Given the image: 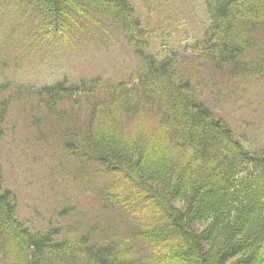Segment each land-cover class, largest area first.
<instances>
[{
	"label": "trees",
	"instance_id": "1",
	"mask_svg": "<svg viewBox=\"0 0 264 264\" xmlns=\"http://www.w3.org/2000/svg\"><path fill=\"white\" fill-rule=\"evenodd\" d=\"M15 1L42 32L59 35L68 47L74 29L81 35L91 31L99 42H104L100 35L118 29L137 67L126 81L98 78L74 86L62 81L38 91L63 128L71 174L86 185L85 201L95 208L79 213L67 202L62 220L36 231L18 220L16 197L0 184V264H227L236 258L232 264H255V247L247 242H264V192L258 190L263 186L252 184L264 180V149L257 152L236 137L200 98L195 76L175 67L174 56L160 60L148 51L149 33L131 0ZM203 4L207 23L199 60L264 88V0ZM74 99L85 104L87 114L68 128L77 111L61 107ZM6 112L1 99L0 132ZM166 142L175 151L172 158ZM97 176L102 181L94 185ZM193 196L213 197L211 207L217 205L202 232L194 224L207 216L196 202L185 211L171 204ZM217 210L229 214L228 223L215 225ZM254 212L262 221L250 233L247 226L236 233L234 224L244 226Z\"/></svg>",
	"mask_w": 264,
	"mask_h": 264
},
{
	"label": "rangeland",
	"instance_id": "2",
	"mask_svg": "<svg viewBox=\"0 0 264 264\" xmlns=\"http://www.w3.org/2000/svg\"><path fill=\"white\" fill-rule=\"evenodd\" d=\"M131 3L149 33L148 51L160 60L174 56L175 67L195 76L201 87L200 98L224 119L236 137L257 152L264 149L262 84L242 76H229L226 69L219 71L199 60L203 48L198 44L207 23L203 0H131ZM22 9L21 3L15 0L0 5V100L7 102L0 132V184L16 197L18 220L33 230L43 231L49 222L62 220L59 214L67 202L84 214L82 210L91 213L95 207L90 208L89 201H85L89 197L87 189L84 190L86 185L71 174L70 160L62 150L63 128L51 118L42 104L46 99L39 97L38 91L62 81L72 86L98 78L126 81L137 64L118 29L100 35L104 42H99V36L91 31L81 35L74 29L75 34H69L72 42L68 47L59 35L42 32L31 12ZM67 25H61L62 32ZM90 40L98 45L88 44ZM76 100L65 101L61 107L71 113L72 109L77 111L76 121L67 120L68 128L83 123L87 114L85 104L77 105ZM216 101L221 104L216 105ZM163 146L172 158L174 149L167 142ZM100 181L101 176H97L94 185ZM252 184H257V188L261 184L263 189L258 190L264 192V180L256 179ZM197 198L173 199L171 204L185 211L196 202L200 214L207 216L194 224L196 231L202 232L212 223L210 212L217 205L211 207L213 197ZM221 212L214 218L216 226L229 221L225 219L229 214ZM260 215L254 212L244 226L235 223L236 233L245 231V226L249 233L253 231L262 221ZM247 244L255 247L251 253L252 257L255 255V264H264V242Z\"/></svg>",
	"mask_w": 264,
	"mask_h": 264
}]
</instances>
